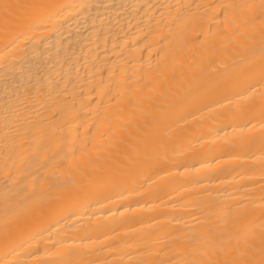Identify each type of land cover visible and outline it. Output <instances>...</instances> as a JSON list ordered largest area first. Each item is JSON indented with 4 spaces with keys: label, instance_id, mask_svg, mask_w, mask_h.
Returning a JSON list of instances; mask_svg holds the SVG:
<instances>
[{
    "label": "bare ground",
    "instance_id": "bare-ground-1",
    "mask_svg": "<svg viewBox=\"0 0 264 264\" xmlns=\"http://www.w3.org/2000/svg\"><path fill=\"white\" fill-rule=\"evenodd\" d=\"M0 264H264V0H0Z\"/></svg>",
    "mask_w": 264,
    "mask_h": 264
}]
</instances>
